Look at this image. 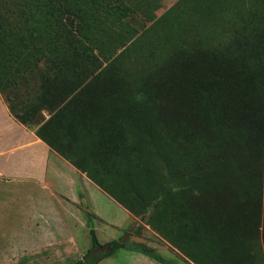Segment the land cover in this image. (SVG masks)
I'll return each mask as SVG.
<instances>
[{
    "label": "trees",
    "instance_id": "1",
    "mask_svg": "<svg viewBox=\"0 0 264 264\" xmlns=\"http://www.w3.org/2000/svg\"><path fill=\"white\" fill-rule=\"evenodd\" d=\"M137 13L147 25L130 24ZM202 58L211 80L187 73ZM0 96L189 262L256 263L264 166L249 162L264 139V0H176L157 17L144 0H0ZM87 227L90 246L69 264L118 250L168 264L121 238L100 244Z\"/></svg>",
    "mask_w": 264,
    "mask_h": 264
},
{
    "label": "crops",
    "instance_id": "2",
    "mask_svg": "<svg viewBox=\"0 0 264 264\" xmlns=\"http://www.w3.org/2000/svg\"><path fill=\"white\" fill-rule=\"evenodd\" d=\"M10 188L18 189L25 197H33L15 236L30 232L31 236L39 237L41 231L44 232L41 237L55 235L70 239L82 231L87 213L92 219H85L86 224L90 220V226L96 232L99 229L97 221L122 229L134 218L38 139L32 130L17 122L0 96V205ZM83 228L86 227L83 225ZM130 258L142 262L133 256ZM145 264L156 263L147 260Z\"/></svg>",
    "mask_w": 264,
    "mask_h": 264
},
{
    "label": "rangeland",
    "instance_id": "3",
    "mask_svg": "<svg viewBox=\"0 0 264 264\" xmlns=\"http://www.w3.org/2000/svg\"><path fill=\"white\" fill-rule=\"evenodd\" d=\"M175 1L176 0H144L148 9L152 10L153 14L156 17L159 16L168 7H170ZM130 19H133V21L129 20L132 26L140 27L142 25H147L145 20L142 19L138 13L134 14ZM193 62L195 63L191 67L192 69H190L187 73L192 70L191 72L193 75L197 74L198 76L208 78L209 80L213 78V76H211L210 74V68H205L207 63L205 58H202L199 62H197V60H193ZM17 95L23 97V93H18ZM16 98L17 97H15V99ZM16 100H18V98ZM40 114L42 119L44 120H46L49 116L46 110L41 111ZM61 124L63 123L61 122ZM63 126H58V137L57 140H55V144L64 151L67 150L66 143L68 141V135L65 129L66 126ZM36 127L37 126H32V130H34ZM255 139L259 138L253 137L251 140ZM246 142L249 143V141ZM249 144L251 146L253 145L251 143ZM257 147L259 157L249 162V166L251 167V169L253 168L254 171H260L264 166V139L261 143L259 142V144H257ZM260 197L263 198V195H261ZM32 200V196L25 197L23 192L21 195L20 191L15 188L8 189L3 195L2 201H4V203L3 205H0V264H69L80 259L90 246L88 238V227L85 219H92V215H90V213H87V215L83 218L84 222L82 224V231L77 232V234L70 239H62L61 237L55 235L50 237H41V235L44 234V232L41 231H39V237H34V235L31 236L30 232H24L23 236H15L19 224L23 223V216L25 214V211L30 208L29 205L31 204ZM260 204L262 206L260 217L262 218V199L260 200ZM199 217L201 216H197L196 218ZM247 220L248 218L244 221ZM249 222H251V220ZM249 222H247L248 225ZM97 224L99 226V229H97V232H94L100 244L109 241L110 239L108 236H111L114 239L121 238V240H127V242H130L132 244H137L153 249L164 259H166L168 261V264H193L192 262H189V260L184 258V256L177 252L173 247H171L166 242L167 240L157 235L149 226L145 225V215L137 218L134 217L132 219V223H129L128 226L124 225L122 229L114 228V226L107 225L104 222L97 221ZM83 225L86 227L85 229L83 228ZM138 227L140 228L137 229ZM126 229L131 231L137 230L138 233L133 234L129 237L122 236ZM236 230L238 229L236 228L233 231ZM51 233L57 235V232L55 231H51ZM215 233L220 234L219 238L224 239V237L226 236V229L225 227L223 229L217 228V232ZM226 238L229 239L230 237ZM258 240L259 243L253 244L251 254L256 260L255 264H264V246H262L261 244V237L259 235ZM225 248L227 250H233L232 246L229 245H225ZM131 256L142 260V262L132 260L130 258ZM142 257L144 259L137 256L136 253H129V251L126 250H118L114 252V254L109 258L101 261L100 264H145V262L149 259L144 256ZM145 258L147 260H145Z\"/></svg>",
    "mask_w": 264,
    "mask_h": 264
}]
</instances>
